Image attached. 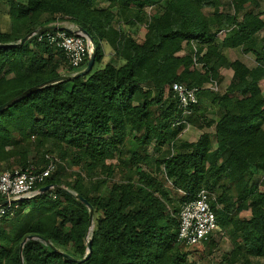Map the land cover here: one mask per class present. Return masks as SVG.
Returning a JSON list of instances; mask_svg holds the SVG:
<instances>
[{
	"label": "trees",
	"instance_id": "trees-1",
	"mask_svg": "<svg viewBox=\"0 0 264 264\" xmlns=\"http://www.w3.org/2000/svg\"><path fill=\"white\" fill-rule=\"evenodd\" d=\"M262 1L0 0L8 18L6 28L0 25V43L69 21L93 38L95 63L103 61L106 44L115 46V58L104 67L46 85L0 112V173L54 156L58 168L44 185L73 192L55 188L20 201L0 229V264H194L179 240V214L203 188L220 191L213 208L233 238L230 255L217 264H264V176H257L264 175V46L257 48ZM138 24L146 25L141 38L130 31ZM222 29L228 31L218 43ZM237 47L253 53L256 66L229 61L223 49ZM57 58L67 63L62 50L35 35L23 45L0 47V105L61 75ZM224 67L233 76L223 93L213 92L218 116L196 122L209 92L205 85L221 81ZM174 82L200 89L189 122L214 127L213 133L180 140ZM152 142L155 153L148 151ZM166 145L177 151L166 153ZM177 191L179 199L171 194ZM75 194L94 207L93 227L89 208ZM244 210L249 217H241ZM29 235L37 238L25 242L21 259ZM88 241L84 262L66 256L85 257Z\"/></svg>",
	"mask_w": 264,
	"mask_h": 264
},
{
	"label": "built area",
	"instance_id": "built-area-1",
	"mask_svg": "<svg viewBox=\"0 0 264 264\" xmlns=\"http://www.w3.org/2000/svg\"><path fill=\"white\" fill-rule=\"evenodd\" d=\"M55 25L59 26L55 30L36 32L34 35L39 41L45 39L49 44L62 50L69 66L74 69L80 68L95 50L93 39L78 27L72 29L61 28L59 23ZM223 30L228 31V29ZM193 59L195 62V56ZM212 82L216 84L215 80ZM199 90L198 87H188L181 82H174L171 85L170 91L181 109V115L177 118L175 125H183V131L189 128V118L193 115V107L199 103ZM47 159L48 163L46 164H31L25 168L14 167L0 173V194L3 200H8L7 204L0 205V229L3 221L13 216L18 210L17 199H29L41 194V187L45 186V181L57 170L60 162L54 156L48 155ZM54 189L52 186L50 190ZM50 195L57 198L54 192ZM216 198L217 195L214 191L203 188L193 200L181 205L179 240L182 243L187 246L204 243L216 230H220L218 216L213 208Z\"/></svg>",
	"mask_w": 264,
	"mask_h": 264
},
{
	"label": "rangeland",
	"instance_id": "rangeland-1",
	"mask_svg": "<svg viewBox=\"0 0 264 264\" xmlns=\"http://www.w3.org/2000/svg\"><path fill=\"white\" fill-rule=\"evenodd\" d=\"M224 1H230V0H224ZM258 10L262 11V18L264 19V0L261 2ZM146 12L148 13V15H151V13L153 12V8L151 6H146ZM7 20H8V18L6 16H4L2 13H0V25L3 28L7 27ZM145 30H146L145 24L144 25L138 24V26L133 29L135 36L137 38H141L143 36ZM221 31L218 34V39H217L218 43H221L222 39L225 37V35L227 33L223 29ZM263 46H264V28L258 34L257 48L261 49ZM31 47H34V44H32ZM111 51L113 52V46H111L109 48L108 45L107 46L105 45L106 55H105L103 61L95 63L94 70L104 67L107 62H109L115 58L114 54H112ZM223 52L229 61H234L236 59H239V60L244 61V63H247L250 67H254L257 64L255 55L253 53H245L241 47L224 48ZM176 54L181 55V54H183V52H178ZM57 59L59 61H61L60 58H57ZM116 59H118V58H116ZM119 63H121V61H119ZM61 64L62 65H61L60 70H59L60 73L61 74H68L70 72L68 64L64 60L61 61ZM19 67H20V62H19V60H17L16 64H15V69H18ZM75 71L78 72V71H81V69H75ZM220 71L222 74L221 81H217L216 79H214L216 81V84L213 82H210V83L205 85V87L209 88V90H208L209 92L204 94L201 97L202 98V101H201L202 107H200L199 113H197L196 115L194 114V119L196 120V122L203 123V121L205 120V118H204L205 115L208 117H217L218 116V105L212 103V98H213L215 92L223 93L226 90V88H227L228 84L230 83L232 76H233V71L229 67H224ZM260 85L264 91V80L260 81ZM156 111H159V110H156ZM188 127L189 128L186 131H183L181 134H179L178 137L180 138L181 141L182 140L195 141L198 139L199 135L204 131H209L212 133L214 132V127H211V128L204 127L202 129L199 126H197V124H194V123H190V125H188ZM175 142H176V144H178V142H179L178 138L176 139ZM180 144H181V142H179L178 145H180ZM154 148H155L154 142H152L149 145L148 151L150 153H155ZM162 150L165 151L166 153H173V152L175 153L177 151L176 148L172 150L167 145L164 146L162 148ZM145 168L148 171L154 172V170H155V167L154 166L152 167L150 164H146ZM72 169L78 171V168H76V167H73ZM72 169L69 167L67 170L71 171ZM257 176L262 177L264 175L262 173L261 175L258 174ZM65 179L70 181V180L74 179V177L73 178L65 177ZM165 183L169 188H173V184H172L171 180L167 179L165 181ZM215 193L219 194L220 191L217 190V191H215ZM171 194H172V196L176 197V199H179L182 192L177 191L176 193H171ZM162 206L166 207L167 209H170V206L165 204V202L162 203ZM240 215H241V217H249L250 211L244 210L240 213ZM15 219H13L11 221H14ZM232 239L233 238L230 234V226H226L224 228L220 227V231L214 235V240L210 243V245L206 246L203 243H201V244L194 245V246H184V248L191 251L190 260L194 264H217L219 262V259L223 258L224 256L228 257L230 255V252H231L233 245H234ZM70 250L72 251L73 248L71 247Z\"/></svg>",
	"mask_w": 264,
	"mask_h": 264
},
{
	"label": "water",
	"instance_id": "water-1",
	"mask_svg": "<svg viewBox=\"0 0 264 264\" xmlns=\"http://www.w3.org/2000/svg\"><path fill=\"white\" fill-rule=\"evenodd\" d=\"M58 27H59L58 25L54 24V25H48V26H45V27L38 28L35 31H33V32L29 33L28 35H26L25 37H23L19 42H16V43H13V42H11V43H0V47H8V46H13V45H18V44L23 45L28 39H30L34 35V33H36V32L43 33V32L49 31V30H55ZM78 29L87 34V31L83 27L79 26ZM89 37L91 39H93L91 36H89ZM95 61H96V52L94 50L91 53V55H90V57L88 59L87 66L83 70L78 71V72H76L74 74H61L58 77L46 80V81H44V82H42V83H40L38 85H35L33 87H30V88L26 89L25 91H23L19 95L13 97L12 99H10L7 102H5L4 104L0 105V112L4 111L6 108H9V107L13 106L15 103L25 99L26 97H28L29 95H31L32 93L38 91L39 89H41L42 87H44L46 85L53 84V83H56V82H60V81H63V80L73 79V78L79 77V76L87 75L89 72L92 71V69H93V67L95 65ZM52 186H54V188H56V189H61V190H66V191L71 192L66 186H63V185L58 186V185H54V184H48V185H45V186L41 187L40 193L41 194L42 193H46L48 190L51 189ZM71 193H73V192H71ZM75 195H76L77 199L81 200L89 208V211H90V227H93L94 207L91 205V203L87 199H85L80 194H75ZM22 200H24V199H17L16 201L20 202ZM7 203H8L7 199L0 201V205H5ZM32 238H37V235H29L28 237L24 238V240L22 241V243L20 245L21 259H23L22 252H23V247H24L25 242L28 239H32ZM91 247H92L91 241H88V243H87V249H88L87 255L85 257L81 258V259L75 258V257H73V256H71L69 254H66V256L69 257L73 261H76V262H79V263L80 262H84L90 256Z\"/></svg>",
	"mask_w": 264,
	"mask_h": 264
},
{
	"label": "crops",
	"instance_id": "crops-1",
	"mask_svg": "<svg viewBox=\"0 0 264 264\" xmlns=\"http://www.w3.org/2000/svg\"><path fill=\"white\" fill-rule=\"evenodd\" d=\"M59 24H60V26H62V27H67V28H74L75 26H74V24L73 23H71V22H69V21H61V22H59ZM138 25H134L131 29H130V31L135 35V33H134V31H133V29L134 28H136ZM123 30H125V31H127V26L126 25H124V24H122L121 26H120ZM128 31H129V29H128ZM109 46V48L112 46V45H109V44H106V46ZM114 50H115V46H113V52H112V54H114ZM181 52H183V51H181ZM183 54H184V52H183ZM183 54H181V55H183ZM244 62V61H243ZM245 64H247V63H245ZM248 65V64H247ZM249 66V65H248ZM262 80H264V79H262ZM261 80V81H262ZM260 87H261V85H260ZM261 89H262V87H261ZM262 91H263V89H262ZM263 93H264V91H263ZM246 211H250V210H246Z\"/></svg>",
	"mask_w": 264,
	"mask_h": 264
}]
</instances>
